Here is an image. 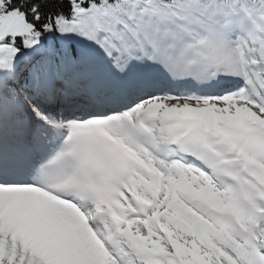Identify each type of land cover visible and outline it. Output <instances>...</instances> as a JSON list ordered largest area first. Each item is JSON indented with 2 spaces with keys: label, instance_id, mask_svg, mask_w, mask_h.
<instances>
[{
  "label": "snow or ice",
  "instance_id": "snow-or-ice-1",
  "mask_svg": "<svg viewBox=\"0 0 264 264\" xmlns=\"http://www.w3.org/2000/svg\"><path fill=\"white\" fill-rule=\"evenodd\" d=\"M0 264H264V0H0Z\"/></svg>",
  "mask_w": 264,
  "mask_h": 264
}]
</instances>
